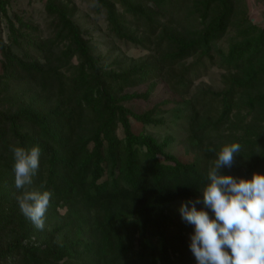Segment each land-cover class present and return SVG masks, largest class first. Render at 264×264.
I'll return each mask as SVG.
<instances>
[{
    "label": "trees",
    "instance_id": "obj_1",
    "mask_svg": "<svg viewBox=\"0 0 264 264\" xmlns=\"http://www.w3.org/2000/svg\"><path fill=\"white\" fill-rule=\"evenodd\" d=\"M41 1L46 36L0 0V264H264V219L244 195L231 194L232 209L260 228L251 239L218 237L188 214L216 182L264 180V133L246 122L264 119V92L238 105L264 88V27L244 18L224 50L239 0H96L108 36L157 52L108 70L74 1ZM204 59L231 74L226 88L182 98ZM162 82L181 100L159 94ZM182 101L185 138L143 131ZM217 103V118H201ZM177 142L200 152L183 160Z\"/></svg>",
    "mask_w": 264,
    "mask_h": 264
},
{
    "label": "rangeland",
    "instance_id": "obj_2",
    "mask_svg": "<svg viewBox=\"0 0 264 264\" xmlns=\"http://www.w3.org/2000/svg\"><path fill=\"white\" fill-rule=\"evenodd\" d=\"M9 15L11 18L15 14L23 15L31 19L36 25H39L42 29L43 35L47 33V19L45 16L43 2L41 0H34L32 3L29 0H10ZM78 6V13L76 15V21L82 26L84 30L90 32L92 38V46L97 55L102 58L103 64L106 65L108 70L123 71L133 68L137 64L143 63L145 60L156 57L155 45L147 46L148 49L135 46L133 44H127L121 42L115 38H112L106 33L107 22L104 14H100L96 11V0H73ZM237 11L235 15V21L228 33L227 37L219 44L224 50H228L235 38L238 37L240 28L236 27L244 18H250L256 24L264 27V0H239L237 4ZM165 20V19H162ZM143 27H139L138 35L142 36ZM0 31L1 36L7 40L8 29L7 21L5 18H0ZM166 46V44L164 45ZM1 59V55H0ZM219 59V54L217 56ZM193 59H189L186 62L191 64ZM204 65L201 67V76L194 80L193 84L189 87V90L182 98L193 101L197 96H201L205 91H222L226 88V81L230 77V73L220 68L218 65L214 66L208 59H204ZM179 67V66H178ZM167 86L164 82L159 84V94H164L166 98H172L174 101H180L181 98L174 96L175 94L166 89ZM264 88H261L259 92H247L241 95L238 100V105L244 104L248 99V96L263 93ZM158 101L159 99H155ZM190 104L187 101L174 104L171 103L164 107L168 110L161 115L164 118L163 125H146L143 129L145 133L152 134L159 140H164L165 137L171 135L177 137L178 140L185 138L186 132V116L190 112ZM220 106L219 104L208 105L201 114V118H211L214 120L218 116ZM239 113V111L237 110ZM246 113V110L241 112L242 115ZM259 115L256 116L258 118ZM236 117L234 116V120ZM246 122L250 124L254 123L259 126L258 129L264 133V119L258 120L253 116L247 118ZM133 124H136L133 121ZM258 130V131H259ZM228 134V131H226ZM170 151L180 156L183 160H189L194 157L196 148L180 144L177 142L173 145ZM186 151H189L187 154ZM200 152V151H199ZM219 178V177H218ZM211 195L209 203L193 204L191 206V212L189 215H193L199 223H205L206 225H212L213 231L218 237H222V234L227 231L237 241L244 239H251L254 236L261 235L260 228L245 218L239 210L234 211L232 209L231 194L233 196L244 195L246 197L247 204H253L257 208V214L264 219V180L259 185V190H252L246 186L230 188V185L224 182H216L211 188ZM237 205V203H236ZM239 206V205H238ZM229 213V214H228ZM251 214V213H250ZM50 221L52 224H59L60 213H55L51 216ZM52 226V225H51ZM61 238H59L60 240Z\"/></svg>",
    "mask_w": 264,
    "mask_h": 264
}]
</instances>
